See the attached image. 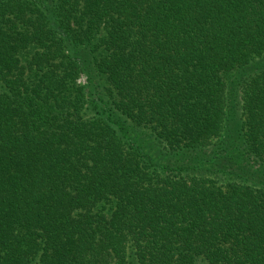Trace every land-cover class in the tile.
<instances>
[{"label": "trees", "instance_id": "obj_1", "mask_svg": "<svg viewBox=\"0 0 264 264\" xmlns=\"http://www.w3.org/2000/svg\"><path fill=\"white\" fill-rule=\"evenodd\" d=\"M252 163L264 0H0V264H264Z\"/></svg>", "mask_w": 264, "mask_h": 264}, {"label": "rangeland", "instance_id": "obj_2", "mask_svg": "<svg viewBox=\"0 0 264 264\" xmlns=\"http://www.w3.org/2000/svg\"><path fill=\"white\" fill-rule=\"evenodd\" d=\"M80 81L81 83H84L85 82L84 77L83 78L81 77ZM229 116L232 118V123H234L235 120L238 121L239 119H241V112L237 110L235 111V113L234 112L230 113ZM261 168L262 167L259 164L252 163L249 169L255 174H258V175L261 174L260 181L264 183V169H261Z\"/></svg>", "mask_w": 264, "mask_h": 264}]
</instances>
